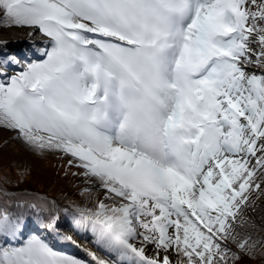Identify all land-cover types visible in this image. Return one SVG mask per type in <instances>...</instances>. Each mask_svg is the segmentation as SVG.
Here are the masks:
<instances>
[{"label": "snow or ice", "instance_id": "obj_1", "mask_svg": "<svg viewBox=\"0 0 264 264\" xmlns=\"http://www.w3.org/2000/svg\"><path fill=\"white\" fill-rule=\"evenodd\" d=\"M13 28L0 135L93 203L0 176V264H264V0H0Z\"/></svg>", "mask_w": 264, "mask_h": 264}, {"label": "rangeland", "instance_id": "obj_2", "mask_svg": "<svg viewBox=\"0 0 264 264\" xmlns=\"http://www.w3.org/2000/svg\"><path fill=\"white\" fill-rule=\"evenodd\" d=\"M12 31L17 33L12 34ZM26 32V29H3L0 30V38L9 41V48L12 51H17L24 46L23 42L26 39ZM18 33L25 34V38L20 37L21 35L18 36ZM6 134L7 132L0 135V166H2L0 176L6 177L9 181H11L10 184L5 186L6 189L8 191L18 193H24L27 191L30 193L47 195L50 198L55 197L58 191L56 185L61 181L52 184L54 177L57 176L54 173L53 167H51L52 164L49 163L50 161L48 162V159L53 158L55 155L48 154L45 157L38 156L34 152L28 150L24 145H20L16 143L15 140L8 138L9 135ZM4 141H7L6 145L4 144ZM18 166L25 167L30 170V174L23 179L22 183L19 182L17 177ZM50 177L51 180L46 186L38 184L39 182H46V179ZM93 197H95V194H93ZM80 203L82 205L92 206L93 200L87 196H83Z\"/></svg>", "mask_w": 264, "mask_h": 264}, {"label": "trees", "instance_id": "obj_3", "mask_svg": "<svg viewBox=\"0 0 264 264\" xmlns=\"http://www.w3.org/2000/svg\"><path fill=\"white\" fill-rule=\"evenodd\" d=\"M6 135H9L8 138H10V136H11V134H9V133H7ZM15 142L20 144V145L22 144L21 142L16 141V140H15ZM48 162L50 164H52L51 167H53L54 173L58 177V178L54 177L52 184L57 183L58 181H61V182H58V184L56 185L58 191H57V195L55 197L59 199L62 196L66 195L69 197V199L77 200L78 202H81L83 197L78 195V193L80 192V190L83 187H85V185L82 183V181L80 179L72 177V176H68V177L64 176V174H63L64 170L60 166L61 164L64 163V161L58 160L54 156L53 158L48 159ZM73 171H75V169H73ZM50 180H51V177L46 179V182H44V183L39 182L38 184L41 186H46L48 184V182H50ZM39 185H36V186H39ZM60 202L62 204L66 203V201H64L62 199L60 200ZM257 203H258V207H257L255 213H253V217L257 223H260L261 217H264V198H262ZM250 264H259V261H251Z\"/></svg>", "mask_w": 264, "mask_h": 264}, {"label": "bare ground", "instance_id": "obj_4", "mask_svg": "<svg viewBox=\"0 0 264 264\" xmlns=\"http://www.w3.org/2000/svg\"><path fill=\"white\" fill-rule=\"evenodd\" d=\"M13 33L12 34H16L17 32H15V31H12ZM19 35H21L20 37H24L25 38V34H20V33H18V36Z\"/></svg>", "mask_w": 264, "mask_h": 264}]
</instances>
